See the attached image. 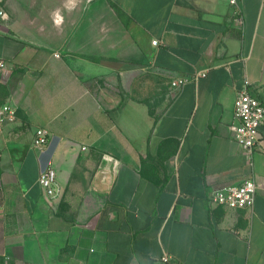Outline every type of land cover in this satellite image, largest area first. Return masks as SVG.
<instances>
[{
  "label": "crops",
  "instance_id": "crops-1",
  "mask_svg": "<svg viewBox=\"0 0 264 264\" xmlns=\"http://www.w3.org/2000/svg\"><path fill=\"white\" fill-rule=\"evenodd\" d=\"M240 1L243 28L230 0H0V105L18 109L0 132L1 258L264 264V125L252 165L231 129L239 92L264 101V0ZM250 176L252 207L210 204Z\"/></svg>",
  "mask_w": 264,
  "mask_h": 264
},
{
  "label": "built area",
  "instance_id": "built-area-1",
  "mask_svg": "<svg viewBox=\"0 0 264 264\" xmlns=\"http://www.w3.org/2000/svg\"><path fill=\"white\" fill-rule=\"evenodd\" d=\"M233 7L232 21L243 28L245 26V15L240 0H230ZM2 14H4L2 12ZM158 40H153L157 44ZM60 56L59 53L56 54ZM6 67L5 60L0 57V69ZM206 73H198L194 76H180L171 80L170 87L179 89L184 83ZM17 107L4 103L0 105V132L7 124L17 120ZM234 116L236 122L231 125L233 138L244 148L253 164L255 148L260 142L259 128L264 125V101L253 95L249 90L239 92L235 98ZM49 143V131L40 127L35 131L33 138V149L39 154L46 152ZM38 182L42 193L49 198L51 204L55 206L59 195L57 181V171L52 166L50 158H46L38 177ZM258 181L253 177H247L239 183L216 187L209 194V202L212 206H222L229 209L250 208L255 203ZM169 256H163V260L168 262Z\"/></svg>",
  "mask_w": 264,
  "mask_h": 264
},
{
  "label": "trees",
  "instance_id": "trees-1",
  "mask_svg": "<svg viewBox=\"0 0 264 264\" xmlns=\"http://www.w3.org/2000/svg\"><path fill=\"white\" fill-rule=\"evenodd\" d=\"M111 4L116 9L117 13L121 16V18L123 19V21L126 24H128L129 23V16L126 14V12L119 5H117L114 1H111Z\"/></svg>",
  "mask_w": 264,
  "mask_h": 264
},
{
  "label": "rangeland",
  "instance_id": "rangeland-1",
  "mask_svg": "<svg viewBox=\"0 0 264 264\" xmlns=\"http://www.w3.org/2000/svg\"><path fill=\"white\" fill-rule=\"evenodd\" d=\"M0 264H8L3 258L0 257Z\"/></svg>",
  "mask_w": 264,
  "mask_h": 264
}]
</instances>
